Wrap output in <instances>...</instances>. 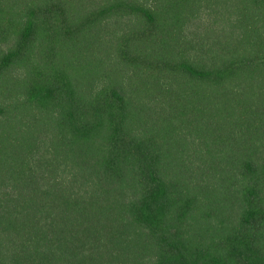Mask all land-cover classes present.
I'll list each match as a JSON object with an SVG mask.
<instances>
[{"label": "trees", "instance_id": "obj_1", "mask_svg": "<svg viewBox=\"0 0 264 264\" xmlns=\"http://www.w3.org/2000/svg\"><path fill=\"white\" fill-rule=\"evenodd\" d=\"M223 2L0 0V264H264V0Z\"/></svg>", "mask_w": 264, "mask_h": 264}, {"label": "rangeland", "instance_id": "obj_2", "mask_svg": "<svg viewBox=\"0 0 264 264\" xmlns=\"http://www.w3.org/2000/svg\"><path fill=\"white\" fill-rule=\"evenodd\" d=\"M225 4L226 3H225V0H224V2L222 3V5L225 7ZM71 51L74 53V56L77 58V62H84V60L87 59L88 51H86L85 47L84 48H72ZM99 55H102V58H103L104 53L102 52ZM103 62H105V61H103ZM108 68H111V66H109Z\"/></svg>", "mask_w": 264, "mask_h": 264}]
</instances>
